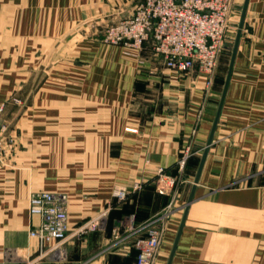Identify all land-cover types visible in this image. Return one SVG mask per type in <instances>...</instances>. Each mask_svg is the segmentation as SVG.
Returning <instances> with one entry per match:
<instances>
[{"label": "crops", "instance_id": "0c3cea01", "mask_svg": "<svg viewBox=\"0 0 264 264\" xmlns=\"http://www.w3.org/2000/svg\"><path fill=\"white\" fill-rule=\"evenodd\" d=\"M138 2L0 0V125L14 142L0 157V264H134L130 240L111 246L113 229L124 235L172 198L153 264H264V0L247 1L222 103L232 50L206 88L149 44L129 58L103 42ZM159 168L178 179L163 194ZM41 191L65 197L59 250L29 236L40 217L28 200ZM98 217L100 229L76 234Z\"/></svg>", "mask_w": 264, "mask_h": 264}, {"label": "built area", "instance_id": "2783aa9c", "mask_svg": "<svg viewBox=\"0 0 264 264\" xmlns=\"http://www.w3.org/2000/svg\"><path fill=\"white\" fill-rule=\"evenodd\" d=\"M232 0H139L133 14L124 20L106 26L102 40L106 45H119L123 55L138 58L143 46L149 44L152 53L168 70L182 75L196 72L204 78L208 88L213 80L218 56L226 38ZM3 106H0V113ZM7 126L0 125V157L12 151L14 142L6 137ZM190 148L187 146L178 161L181 171ZM156 189L163 194L175 188L178 179L166 175L159 168L156 175ZM135 186L134 189H138ZM119 202L127 200L125 188L114 190ZM173 198L164 213L139 226L130 224L122 235L118 228L112 231L111 246L122 240H130L137 251L134 264H153L162 235L164 220L172 210ZM28 211L40 217L37 227L29 231V236L37 239L41 248L48 244L58 249L68 237L69 219L65 207V197L59 193L36 192L30 194ZM103 225V217L92 219L82 225L77 235L95 232Z\"/></svg>", "mask_w": 264, "mask_h": 264}, {"label": "rangeland", "instance_id": "374dc122", "mask_svg": "<svg viewBox=\"0 0 264 264\" xmlns=\"http://www.w3.org/2000/svg\"><path fill=\"white\" fill-rule=\"evenodd\" d=\"M232 2H231L230 13H229L226 38L224 40L221 51L219 53L218 62H217V67L222 63L221 66L223 67V70L227 68L229 56H230L233 43L235 40L236 32H237V27L239 23V15L241 12V8L238 6H234V3Z\"/></svg>", "mask_w": 264, "mask_h": 264}, {"label": "water", "instance_id": "95a60500", "mask_svg": "<svg viewBox=\"0 0 264 264\" xmlns=\"http://www.w3.org/2000/svg\"><path fill=\"white\" fill-rule=\"evenodd\" d=\"M247 1L248 0H245L244 5L242 7L241 16H240V20H239V23H238L237 32H236V36H235V40H234V44H233V48H232V53H231V59H230L229 67H228V72H227V75H226V78H225L224 88H223L222 97H221V103H222L223 97H224V95L226 93V89H227V86H228V83H229V80H230V76H231V72H232L233 59H234L236 48L238 46V42H239V39H240V34H241L243 21H244V17H245V12H246ZM220 106H221V104H220ZM219 110H220V107H219ZM215 123H216V121H215ZM210 141H211V136L209 138V141H208L207 145L210 144ZM191 201H192V195L189 197L188 202L185 205V207Z\"/></svg>", "mask_w": 264, "mask_h": 264}, {"label": "trees", "instance_id": "16d2710c", "mask_svg": "<svg viewBox=\"0 0 264 264\" xmlns=\"http://www.w3.org/2000/svg\"><path fill=\"white\" fill-rule=\"evenodd\" d=\"M134 248V247H133ZM135 249V248H134ZM136 251V250H135ZM136 256H137V251H136Z\"/></svg>", "mask_w": 264, "mask_h": 264}]
</instances>
